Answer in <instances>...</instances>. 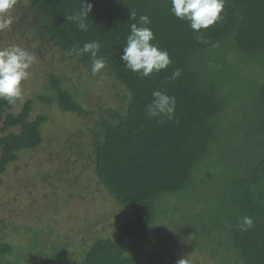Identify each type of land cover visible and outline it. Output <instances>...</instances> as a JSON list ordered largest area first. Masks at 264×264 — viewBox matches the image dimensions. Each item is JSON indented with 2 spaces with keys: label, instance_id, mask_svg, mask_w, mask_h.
I'll use <instances>...</instances> for the list:
<instances>
[{
  "label": "trees",
  "instance_id": "trees-1",
  "mask_svg": "<svg viewBox=\"0 0 264 264\" xmlns=\"http://www.w3.org/2000/svg\"><path fill=\"white\" fill-rule=\"evenodd\" d=\"M85 3L92 10L82 31L78 20L68 19L79 14L82 0H17L10 32L28 51L29 39L47 41L65 54L70 71L88 74L90 54L73 50L99 42L98 55L106 61L99 74L120 86L115 110H101L98 103L86 108L54 72V95L38 100L85 119L82 131L91 138L85 165L118 205V221L109 235L95 233L70 249L45 235L51 228L11 224L0 202V264H176L184 257L189 264H264V0H225L222 18L200 33L171 13L170 0ZM141 15L151 19V43L172 61L148 77L120 60L130 25ZM176 69L181 74L171 79ZM154 90L176 98L172 119L147 114ZM33 103L27 98L12 112L14 105L0 99V176L20 153L44 142L40 126L47 115L30 119ZM87 189L89 184L76 186L77 198ZM60 195L51 199L63 206L47 202L45 208L67 215L68 193ZM244 216L254 221L246 231L240 228ZM6 230L26 237L25 244L4 240Z\"/></svg>",
  "mask_w": 264,
  "mask_h": 264
},
{
  "label": "rangeland",
  "instance_id": "rangeland-1",
  "mask_svg": "<svg viewBox=\"0 0 264 264\" xmlns=\"http://www.w3.org/2000/svg\"><path fill=\"white\" fill-rule=\"evenodd\" d=\"M15 35L16 33L10 30L0 32V40L3 41V36L8 40L3 41L0 48L6 47V43L9 44L8 46L23 47L20 38L17 39L18 35L14 37ZM29 42L31 45L28 49L35 54L37 60L29 70L30 78L22 82L24 94L22 99L15 103L12 112L19 111L27 98L33 99L29 118L34 119L38 114L47 115V120L40 126L44 142L36 151L27 150L20 153V157L8 165L6 172L0 176V202L4 205L1 213L6 214L14 226L36 222L39 230L48 232L51 228L50 236L47 233L45 235L49 238H57L59 243H66L72 249V246L80 245L83 239L90 236L96 237L95 233L109 235L112 226L118 221L120 211L117 209L118 205L114 206L113 197L103 191L101 185H98L99 181L93 168L89 169L85 165L91 140L88 130L82 131L86 125L85 119L84 121L81 118L77 119L75 114L61 112L55 104L41 103L38 99L54 95L50 72H54L57 78L63 81V86H69L72 91L75 90L79 102L88 109H94L98 103L101 110H115L114 107L121 92L120 86L109 76L100 75L101 70L96 74H88L85 69L81 71L80 68H78L79 72L70 71L67 66L72 64L68 63L65 54L61 55L57 47L41 38L36 42L29 39ZM71 67L74 70L73 66ZM100 76L102 78H99ZM94 117L98 119L96 115ZM15 130L18 129H10V131ZM47 137L51 140H46ZM57 157L60 158L57 159ZM66 159L69 162L63 161ZM77 164L81 166L73 169L72 166ZM45 180L48 181V185L44 182ZM83 184H89L90 189L83 192L82 200H80L77 198L78 192L74 189ZM50 187L52 188L50 190L56 193H48ZM59 191L62 194L68 193L67 198L70 204L65 206L67 215L65 211L59 215L58 212L54 213L56 209L45 208L50 206L47 202H51L54 206H63L61 204L64 202L61 200L55 203L57 199H54L55 201L51 199L60 195ZM79 201L86 206H81L82 209H80ZM60 216L63 217L60 218ZM4 240L15 246L16 244L24 245L27 239L18 234L7 233Z\"/></svg>",
  "mask_w": 264,
  "mask_h": 264
},
{
  "label": "clouds",
  "instance_id": "clouds-1",
  "mask_svg": "<svg viewBox=\"0 0 264 264\" xmlns=\"http://www.w3.org/2000/svg\"><path fill=\"white\" fill-rule=\"evenodd\" d=\"M16 2L17 0H0V32L10 30L13 23L10 12ZM170 4V11L176 18L188 21L190 28L200 33L202 29H208L222 18L225 0H170ZM91 10L92 4L82 0L79 14H74L68 19L78 20L77 27L82 31H87L88 25L85 21ZM130 18L135 20L136 14L131 12ZM150 24V17L141 15L138 23L130 25L126 44L122 47L120 55V60L124 62L125 67L139 73L142 77H148L153 72L164 70L172 63L167 50L160 49L157 44L151 43L155 39V34L149 27ZM197 40L208 43L203 40L202 35H198ZM100 47L99 42L92 41L85 43L79 50H73L77 55L90 54L93 74L106 66L105 58L98 55ZM36 60L34 53L19 45L0 48V99L9 105H14L22 99L24 94L22 82L30 78L29 70ZM180 74L181 70L176 69L170 78L176 79ZM151 95L153 99L145 106L147 114L151 117L166 116L169 120L172 119L175 115L176 98L160 90H154ZM253 226L254 221L251 217H242L240 224L242 231ZM176 264H189V261L184 257Z\"/></svg>",
  "mask_w": 264,
  "mask_h": 264
},
{
  "label": "flooded vegetation",
  "instance_id": "flooded-vegetation-1",
  "mask_svg": "<svg viewBox=\"0 0 264 264\" xmlns=\"http://www.w3.org/2000/svg\"><path fill=\"white\" fill-rule=\"evenodd\" d=\"M14 106H15V104H14Z\"/></svg>",
  "mask_w": 264,
  "mask_h": 264
}]
</instances>
